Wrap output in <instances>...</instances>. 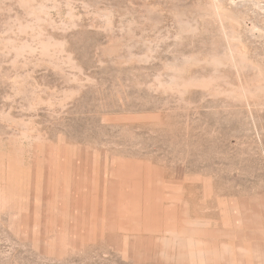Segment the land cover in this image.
I'll return each mask as SVG.
<instances>
[{
  "label": "rangeland",
  "instance_id": "1",
  "mask_svg": "<svg viewBox=\"0 0 264 264\" xmlns=\"http://www.w3.org/2000/svg\"><path fill=\"white\" fill-rule=\"evenodd\" d=\"M0 264H264V0H0Z\"/></svg>",
  "mask_w": 264,
  "mask_h": 264
}]
</instances>
